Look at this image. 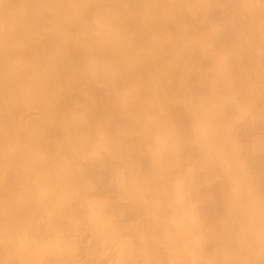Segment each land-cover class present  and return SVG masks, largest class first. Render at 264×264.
Wrapping results in <instances>:
<instances>
[{
  "label": "bare ground",
  "instance_id": "obj_1",
  "mask_svg": "<svg viewBox=\"0 0 264 264\" xmlns=\"http://www.w3.org/2000/svg\"><path fill=\"white\" fill-rule=\"evenodd\" d=\"M0 264H264V0H0Z\"/></svg>",
  "mask_w": 264,
  "mask_h": 264
}]
</instances>
